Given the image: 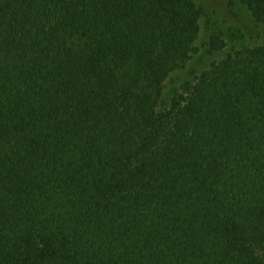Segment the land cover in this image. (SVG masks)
Segmentation results:
<instances>
[{
  "label": "trees",
  "instance_id": "trees-1",
  "mask_svg": "<svg viewBox=\"0 0 264 264\" xmlns=\"http://www.w3.org/2000/svg\"><path fill=\"white\" fill-rule=\"evenodd\" d=\"M239 1L264 29V0ZM201 17L0 0V264H264V47L161 107Z\"/></svg>",
  "mask_w": 264,
  "mask_h": 264
},
{
  "label": "rangeland",
  "instance_id": "rangeland-1",
  "mask_svg": "<svg viewBox=\"0 0 264 264\" xmlns=\"http://www.w3.org/2000/svg\"><path fill=\"white\" fill-rule=\"evenodd\" d=\"M202 10L200 32L195 42L196 51L186 66L169 76L164 83L161 107H168L170 100L207 70L209 66L223 59L229 52L243 47H264V29L252 18L250 12L239 0H195ZM223 42V49L208 52L213 37Z\"/></svg>",
  "mask_w": 264,
  "mask_h": 264
}]
</instances>
